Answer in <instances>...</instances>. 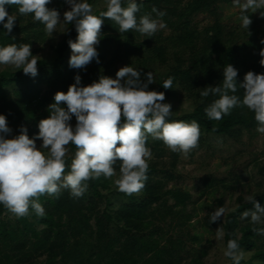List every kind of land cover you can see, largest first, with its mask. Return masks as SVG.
I'll return each instance as SVG.
<instances>
[{
  "label": "trees",
  "instance_id": "trees-1",
  "mask_svg": "<svg viewBox=\"0 0 264 264\" xmlns=\"http://www.w3.org/2000/svg\"><path fill=\"white\" fill-rule=\"evenodd\" d=\"M93 1L88 0L91 5ZM183 1L136 0L140 8L138 19L145 14L157 19L156 13L152 12L156 8L165 13L159 19L175 29L176 34L169 38L174 50L172 58L169 57L168 47L163 44L162 33H158L154 45L147 46L146 42L138 43L144 35L134 30L121 33L118 25L105 18L100 42L96 46L98 62L94 59L83 69L69 67L71 50L67 41H75L77 36L74 26L69 24L61 39L52 47L53 56L38 61V74L34 78L25 75L22 70L0 72V114L6 117L12 130L10 134L18 135L23 126L32 138L38 133L39 121L49 116L48 107L54 102L56 92H66L76 75H80L81 85L87 86L101 76L115 74L119 59H123L125 66L141 71V82H147L145 73L151 72L154 82L148 85L147 90L163 92V103L178 94L191 101L190 110L179 115L172 114L170 119L198 122L200 137L196 149L209 136L238 140L244 130L254 133L257 128L254 114L246 107H236L218 121L209 119L205 108L218 97L211 94L203 97L201 92L206 86L215 87L222 83L223 68L228 64L238 71V83L249 71L264 74V66L260 63L264 36H251L239 45L236 33L225 35L218 24L201 34L191 27V18L211 11L218 2L229 3L231 0H194L181 8ZM65 5V0H51L47 7L61 13ZM6 10L17 20L11 33L0 25V46L15 43L30 44L32 47L43 37L45 26L35 21L31 14H20L15 5L6 6ZM105 10L106 7L93 12L99 15ZM259 20L264 23V9L259 12ZM169 77L173 78V88L164 89L163 82ZM243 91L240 89L235 94L242 99ZM146 146L155 158L149 160L148 179L139 193L128 195L119 191L115 184L120 169V162L117 161L114 165L117 177L101 176L89 180L87 191L80 198L72 197L66 189L58 196H40L38 202L45 209L43 217L35 215L30 209L28 216L17 218L0 205V264H184L182 252L185 242L177 235L164 234L160 224L173 228L175 222L183 227L191 220L190 214L183 215L189 194L178 189H166V183L157 177L163 172L160 166L166 145L149 137ZM75 150L74 145H68L66 174ZM178 158L177 153L171 155L170 171L163 172L167 179H174ZM261 173H264V165ZM212 183L209 181L210 186ZM254 198L264 206V193ZM170 199L174 201L172 206L167 205ZM222 207L223 201H219V208ZM252 207L251 203L240 201L236 208L223 213L216 222L211 223V212L204 218L203 225L206 229L221 225L224 251L227 241L235 239L242 253L252 254L249 260L242 259L241 264H252L253 261L264 264V245L255 231L259 225L241 219L242 213ZM193 241L197 242L198 237L194 236ZM205 256L204 251L195 252L192 264H203Z\"/></svg>",
  "mask_w": 264,
  "mask_h": 264
},
{
  "label": "clouds",
  "instance_id": "clouds-1",
  "mask_svg": "<svg viewBox=\"0 0 264 264\" xmlns=\"http://www.w3.org/2000/svg\"><path fill=\"white\" fill-rule=\"evenodd\" d=\"M50 3L51 0H0V25L7 33L12 32L17 17L9 14L6 6L13 5L20 14H31L43 24L49 36L57 32L58 26L59 33H64L65 26L73 25L77 36L67 44L71 50L68 64L74 69H83L94 59L98 62L96 46L105 18L118 25L121 33L134 30L146 37L166 27L159 19L165 13L156 8L152 12L157 19L150 14L138 19L140 8L136 0H106V10L99 15L94 14L88 0H65L69 10L63 13V19L59 11L47 7ZM232 5L239 10L241 26L248 32L252 23L248 14L264 9V0H232ZM260 56L264 66V50ZM40 59L33 55L30 44L0 46V66L22 70L33 78L38 74ZM115 75V79L101 76L87 86H82L80 75H76L66 92L54 94V102L48 107L49 116L39 121L38 133L32 138L23 126L18 135L6 138L12 130L6 117L0 114V205L17 218L28 216L30 209L43 217L45 209L38 202L40 196H58L66 189L72 197L80 198L87 191L89 180L116 176L117 161L120 169L115 184L119 191L128 195L139 193L148 179L149 137L185 157L198 147V122L170 119L172 105L163 103L165 94L147 90L154 82L151 72L145 73L147 82H141V71L130 65L121 67ZM237 76L238 71L228 64L223 68L222 83L203 88V97L210 94L218 97L205 108V114L218 121L234 108L246 107L254 114L257 132L264 134V74L249 71L240 83ZM162 87L173 88V78L166 79ZM240 89L244 90L242 99L235 94ZM73 117L74 126L70 123ZM37 140L42 141L39 147ZM69 144L76 150L66 174ZM254 197H247L253 207L244 211L242 218L250 217L253 225H259L255 229L257 234L264 235V206ZM223 213V208L215 209L210 216L211 223L218 221ZM224 256L231 264H241L243 253L237 240L227 241Z\"/></svg>",
  "mask_w": 264,
  "mask_h": 264
},
{
  "label": "rangeland",
  "instance_id": "rangeland-1",
  "mask_svg": "<svg viewBox=\"0 0 264 264\" xmlns=\"http://www.w3.org/2000/svg\"><path fill=\"white\" fill-rule=\"evenodd\" d=\"M192 1L194 0H184L181 8ZM105 7L106 0H94L92 3L93 11ZM67 10H69V5L66 4L60 13L61 19ZM260 10L248 14L252 21L248 32L241 26L240 12L233 7L232 0L229 3L218 2L211 11L194 15L191 18V27L202 34L213 29L216 24L221 25L225 35L236 33V42L242 45L251 36L256 38L264 36V23L259 20ZM56 31L52 36H49L44 29L43 37L31 47L33 55H38L41 59L53 56L52 47L65 33H59L60 26ZM158 33H162L163 44L168 47L169 57L172 58L174 50L169 38L176 34V31L167 25L152 37H140L138 43L146 42L147 46H152L156 43ZM171 61L172 59H170ZM124 66L123 59H119L117 70ZM12 70L14 68L11 66H0V72ZM115 74L109 77L115 79ZM167 103L172 105L173 115H179L192 108L191 101L180 94ZM70 123L74 126L75 119ZM253 132L250 134L244 130L238 140L224 136H209L205 138V143L199 149H195L194 153L187 157L182 153L170 151L167 146L164 147L165 153L160 168L163 172H169L171 155L177 153L179 158L176 171L172 180L167 179L163 172L158 173L157 177L166 183V189H178L189 194L183 215L190 214L192 218L183 227L174 222L173 228L163 223L160 224V228L164 234L168 232L172 237L177 235L185 242V249L182 252L184 264H192L194 254L198 251L206 252V256L202 258L203 264H228L224 256L221 225L213 229H206L203 220L208 214L219 208V201H223L222 208L226 214L236 208L240 201L248 202L249 195L256 197L264 193V173H261V167L264 165V134L258 133L257 130ZM9 135L8 138L13 137L12 134ZM41 143L40 140L36 142L38 147ZM67 156H69V152ZM153 158L155 157L151 153L150 160ZM209 181H213L211 186ZM173 203L174 201L170 199L167 205L172 206ZM241 219L251 221L250 217ZM194 236L198 237L197 242L193 241ZM260 238L264 245V235H260ZM251 255V253L243 252V259L247 261ZM252 264L263 263L253 261Z\"/></svg>",
  "mask_w": 264,
  "mask_h": 264
}]
</instances>
